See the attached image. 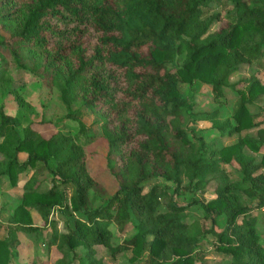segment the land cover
Here are the masks:
<instances>
[{
	"label": "trees",
	"instance_id": "trees-1",
	"mask_svg": "<svg viewBox=\"0 0 264 264\" xmlns=\"http://www.w3.org/2000/svg\"><path fill=\"white\" fill-rule=\"evenodd\" d=\"M216 5L228 7L212 11ZM0 25L9 32L0 38V57L9 55L17 68L54 85L78 126L43 136L34 120L21 126L20 116L0 105V176L14 185L20 172L34 168L0 238V264L20 244L18 231L52 227L56 205L77 214L45 242L55 251L52 264H104L96 245L108 248L112 260L127 253L135 264H195L206 233L231 264H264V232L260 239L251 214L264 206V100L255 103L264 82L253 75L230 80L242 63L264 70V0H0ZM11 79L4 62L2 91L23 104ZM195 81L210 84L216 100L225 86H236L235 122L221 119L218 109L192 111L179 83ZM81 107L101 121L107 167L117 181L108 196L86 166L90 133ZM188 115L211 120L220 134L251 127L256 134L207 142L187 128ZM244 146L261 152L260 160ZM232 161L237 179L222 167ZM44 171L51 186L38 190ZM213 180L215 196L195 201L207 217L224 213L220 230L188 215V204L164 183L205 192ZM32 208L42 226L33 224ZM133 220L134 232L114 243L111 226L122 231Z\"/></svg>",
	"mask_w": 264,
	"mask_h": 264
},
{
	"label": "rangeland",
	"instance_id": "rangeland-1",
	"mask_svg": "<svg viewBox=\"0 0 264 264\" xmlns=\"http://www.w3.org/2000/svg\"><path fill=\"white\" fill-rule=\"evenodd\" d=\"M228 6L216 5L211 8L212 11L221 10L224 11ZM218 24L216 23L214 27ZM9 34L8 30L0 25V38L7 37ZM182 55L177 57V62L180 63L182 60ZM4 62L8 64V72L11 74L12 79L10 84L18 88L21 93L24 103L18 104L12 94L4 93L2 91V85L0 84V105H4L6 110L13 114H17L21 118V126L32 119L39 128L40 133L43 136H49L56 129L60 128L64 132L74 131L78 128L77 121L73 118L67 117V107L61 102L59 98L58 89L45 80H40L30 74L28 71L21 70L16 67L12 58L7 55L5 59L0 57V65ZM253 75L264 82V70L258 68L255 64L242 63L238 71L232 75L231 82H236L239 78L249 77ZM180 91L188 98L192 103V111H211L214 109L219 110V116L221 119L229 117L233 122L235 120L231 117L232 111L237 104L238 92L236 91V86L227 85L224 87V95L221 99L216 100L214 94L211 90L210 84L200 83V82H180ZM264 100V93L255 98V103L261 104ZM79 104L75 102L72 104V108H77ZM253 110L258 111L255 107ZM81 120L87 124L90 141L84 147L87 153L86 166L89 172L100 181L107 190V196L111 194L117 188V181L114 175L110 172L107 167V155H106V143L101 135L100 119L97 115L87 107H81ZM54 126L53 124H56ZM64 125V126H63ZM19 126V127H21ZM186 126L189 129H194L195 134L200 136L207 142L215 141L218 145L227 144L236 141L240 136L249 134L255 135V127L242 129L233 133L220 134L219 131L213 127L212 121L208 119H198L192 118V115H188L186 120ZM244 151L248 154L255 156L256 161L261 158V152H255L251 150L248 146H244ZM23 156V155H22ZM227 175L232 179H237L239 177V167L235 161L224 163L222 165ZM43 178V189L51 186L52 175L44 171L39 175ZM163 183L160 179L157 181ZM187 182V178H183V184ZM170 185V191H172L175 200L178 203L188 204L186 213L190 216L201 217L202 221L206 226H211L216 230H220L225 222L224 213H218L217 215L205 216V211L201 203L195 200L207 201L213 198L215 181H211L206 187V191H201L200 188L192 186L189 189L185 187H179L178 190H173V182L166 181ZM147 188V187H146ZM48 189V188H46ZM66 201L68 202V197L70 195V190L65 191ZM99 200L96 201L98 203ZM77 214L76 212H71L70 210L64 209L61 205L55 206L51 212V218L54 223L48 225L44 230H30L24 229L20 231L23 245L12 249V254L9 264H16L21 261L23 256H30L26 262H30L31 257H36L37 260L43 258L41 262H46L47 264H52V254H54V249H49L45 242L48 240L52 231L62 232L64 231V225L66 221H72L73 216ZM251 214L256 218L255 227L260 235V239H263L264 232V206L253 209ZM214 216L215 221L212 220ZM133 222L131 221L122 230H118L113 224L112 228V241L117 243L123 238L129 237L134 232ZM42 224V222H37ZM36 223V224H37ZM26 233V234H24ZM216 244L215 236L212 233H206L202 237V241L199 244L200 250L203 252V256L198 258L195 264H231L230 255L228 253L219 250ZM97 256L101 257L104 264H135L134 261L128 260V254H118L116 260L110 259V252L108 248L103 245H96ZM25 254V255H23ZM73 264H81L80 261H76ZM83 264V262H82Z\"/></svg>",
	"mask_w": 264,
	"mask_h": 264
},
{
	"label": "crops",
	"instance_id": "crops-1",
	"mask_svg": "<svg viewBox=\"0 0 264 264\" xmlns=\"http://www.w3.org/2000/svg\"><path fill=\"white\" fill-rule=\"evenodd\" d=\"M24 155V153H22ZM2 158V154L0 153V159ZM34 168H28L27 170L20 172L18 175V180L17 183L12 185L9 181L8 176L6 175H1L0 176V238L6 236L7 229L6 226L10 223V216L16 207V205L21 201L22 199V194H23V184L27 181V179L31 176ZM41 178L40 176H38ZM43 178H41V181L38 186V190H45L43 189ZM30 215L32 218V222L34 225H43V221L39 213L35 209H30ZM42 222V224H38L37 222ZM37 223V224H36ZM47 226V225H46ZM44 230V229H42ZM21 231V230H20ZM20 231H18V236L20 239V244L17 247H20L23 245L21 237L23 235L20 234ZM26 234V233H24ZM15 247V248H17ZM13 249V248H12ZM12 249L11 253L9 256L8 263H10V258L12 254ZM25 255V254H23ZM28 255V254H26ZM23 256L22 260L17 262L16 264H31L32 262H35L36 264H39L43 258L40 257V259L37 260L36 257H31L30 262H26L27 259L30 256Z\"/></svg>",
	"mask_w": 264,
	"mask_h": 264
}]
</instances>
